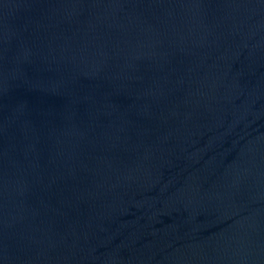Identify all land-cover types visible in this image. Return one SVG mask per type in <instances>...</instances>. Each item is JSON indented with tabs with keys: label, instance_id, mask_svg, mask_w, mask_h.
Instances as JSON below:
<instances>
[{
	"label": "water",
	"instance_id": "95a60500",
	"mask_svg": "<svg viewBox=\"0 0 264 264\" xmlns=\"http://www.w3.org/2000/svg\"><path fill=\"white\" fill-rule=\"evenodd\" d=\"M0 264H264V0H0Z\"/></svg>",
	"mask_w": 264,
	"mask_h": 264
}]
</instances>
